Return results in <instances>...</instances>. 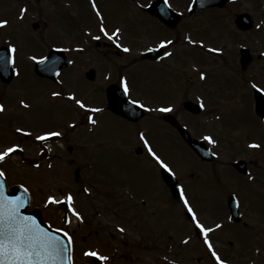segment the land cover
Listing matches in <instances>:
<instances>
[{"label":"rangeland","instance_id":"obj_1","mask_svg":"<svg viewBox=\"0 0 264 264\" xmlns=\"http://www.w3.org/2000/svg\"><path fill=\"white\" fill-rule=\"evenodd\" d=\"M36 2L0 0V20L11 18L6 26L0 28V44L10 40L8 35L17 41L16 63L28 81L35 76H29V63L24 60L28 57L25 52L31 53L33 57L35 53L48 52L50 47L44 40L40 49L33 39L37 29L32 31L31 25L38 21L46 23L51 29L54 22L52 16L55 10L51 0H44L40 4ZM22 8L27 11L22 13ZM243 11L251 13L255 20V27L244 32L234 23L236 14ZM13 17L15 18L12 19ZM12 20L16 23L10 24ZM259 24L261 27L257 28ZM194 34L203 44L199 43V53H189L188 66L185 67L188 70L187 76H184L185 87L189 92H202L209 98L205 100L204 113L199 117L187 118L190 130L203 138L211 135L217 143L209 141V144L215 152H221V158L225 160L237 154V157L240 156V152H257L252 150L261 147H251L253 141L255 144L256 141L260 142L264 152V124H260L253 116L249 99V85L260 83L264 88V0H232L223 9L200 13L199 23L193 28L192 35ZM72 43L84 44L82 39ZM188 46L189 50L190 45ZM242 46H248L253 57L246 70H242L240 64L239 51ZM212 49L221 51L214 52ZM191 64H196L199 68V75L191 71L194 68ZM77 69L80 70L81 66L78 65ZM202 72L206 74L203 79L200 76ZM152 78L153 87L155 81L163 88L168 86L169 82L165 78ZM250 78L248 85L247 80ZM31 83L26 87L40 89ZM1 91L0 87V94ZM8 91L4 89L0 98L5 105V110L0 112V130L7 138L0 131V151L13 144L19 145V151L0 161V169L4 171L10 184L20 183L30 190L33 207L41 208L44 219L51 226L64 228L72 237L74 264H218L205 243L204 233L196 234L193 225L195 220H190L185 215V204L170 197L163 200L165 191L154 164L134 152H126L124 144L126 140L135 137L137 128L134 129L133 125L124 128L121 123V128L117 129L107 120L98 129L100 138L105 142H94L100 147L104 144L103 151L117 144V152H103L89 138L88 143L93 145L89 152H57L54 155L55 163L48 156L41 162L42 158L36 150L39 147L31 142L20 141L13 130L27 125L39 126L40 130L52 129L55 127L54 115L43 111L45 108L42 107V101L34 98L32 100L36 101L35 106L30 104L31 108L22 113V108L16 102L17 98L20 101L23 96L22 88L9 95ZM251 96L254 100L252 90ZM215 100L218 102L215 104L217 106L212 107ZM26 109L27 107L24 110ZM144 126L150 128L151 134L158 128L157 124L146 122ZM133 129L134 132L127 135ZM35 135L37 136L36 133ZM151 142L159 152L165 154L166 161L186 184L185 191L191 196L187 199L199 214L200 220L211 227L225 218L227 212L224 207L229 210L227 204L225 206L226 200L222 199V186L215 184L214 179L199 180V167L196 166L198 161L192 152L179 141L151 137ZM136 144L135 142L128 147L136 148ZM26 146L30 148L29 151L21 152ZM76 168H80L78 179L75 178ZM233 182L234 180L230 187L235 184ZM107 184L118 188L106 189ZM247 187L248 185L244 197L252 198L250 203H246L244 199L242 201L246 214L252 220V233L238 230L239 226L229 223L227 217L220 223L219 231L214 229L208 233L209 241L217 247L216 252L227 264H264V251H255V248H259L256 236V231L260 228L259 216L262 217L259 220L264 219V190L255 188V185ZM136 190L140 195L135 201L119 197L137 196ZM68 193L75 195L72 206L81 213L82 220L74 215L66 202H62L64 206L47 202L48 196H55L63 201ZM151 195L155 198H150ZM141 196L146 198V204H142ZM120 228L124 231H120ZM89 250L109 259L101 260L97 256L99 260L95 263L92 256L85 255Z\"/></svg>","mask_w":264,"mask_h":264},{"label":"flooded vegetation","instance_id":"obj_2","mask_svg":"<svg viewBox=\"0 0 264 264\" xmlns=\"http://www.w3.org/2000/svg\"><path fill=\"white\" fill-rule=\"evenodd\" d=\"M35 1L40 4L44 0ZM156 2L157 4L153 5ZM51 3L55 10L52 16V20H54L53 27L50 29L46 23L33 22L31 25L32 31L37 29L33 39L40 49H42V44L46 40L50 44L49 50L53 48L58 50L52 64L59 66L61 64L60 60L63 62L70 61V64L68 66L61 65L57 71V77L53 79L39 74L35 69L37 60L32 59L31 53L25 52V56H28L24 60L29 63V76L33 75L35 77L28 81L15 59V65L12 66L13 74L9 77V72L5 69L4 74L6 77L2 78L0 76V87L2 88L0 98L4 93V89L9 90V95L10 92L22 88V98H20V101L19 98L16 99L17 106L22 108V113L31 108L30 104L35 106L36 101L33 102V98L40 99L42 107L45 108L43 111H49L51 115H54L53 123L55 127L49 130H40L41 127L39 126H22V124V127L13 130L14 134L20 138V141L31 142L39 147L36 150L40 152L38 155L42 158L41 162L45 156H48L55 163L54 155L57 152H89L93 145L100 147L94 140L105 142L103 138H100L98 129L107 120L117 129H120L122 124L124 128L133 125L134 129L137 128V133L134 138L126 140L124 144L126 152L131 154L141 152L140 156L147 158L150 163L154 164L163 191H165L163 200L172 198L170 188L161 175L162 167L148 152L140 133H144L152 147L151 137L183 141L178 128L171 122L187 125L189 115L193 117L194 115L185 109V103L189 100L205 103V100L207 101V98H209L208 95L202 92H189L185 87L186 81L184 82V76H187L188 71L185 67L188 66L189 53L199 51V39L195 37V34L192 35L193 28L197 27V22L199 23V11L190 12L189 0H96V6L103 17L101 20L100 15L92 6V0H51ZM15 23V21L10 22V24ZM35 23L37 27H34ZM101 24L109 33H112L117 27L122 31L115 39H109L101 30ZM8 36L11 42L10 40L2 42L0 46L14 44L18 49L17 41L11 35ZM96 37L100 38L96 39ZM189 37L191 40L188 39ZM81 39L84 44L80 45L85 46L72 43V41ZM117 40L119 43H117ZM163 40H171L172 44L159 47L160 42ZM191 41L197 43L193 44ZM188 45H190L189 50ZM124 48L130 49V51H124ZM150 49L152 50L150 51ZM165 52L172 53V55L166 56ZM15 53L12 55L14 58ZM46 55L47 52H43L40 54L35 53L34 56L39 58ZM260 56L258 55L259 58ZM78 65L81 66L80 70L77 69ZM55 70H50V72L53 73ZM191 71L195 75L199 74V69H191ZM152 76H156L158 79L165 78L169 82L167 83L168 86L163 88L155 81L153 87L151 85ZM124 77L127 78L131 88V99H139L146 105L143 108L145 115L140 119L131 120L123 116L118 111L120 106L113 104V95L121 94V81ZM74 79H77V81H73ZM29 82L40 89L27 88L26 85ZM247 82L249 81L247 80ZM249 87L251 88L249 99L254 113L253 116L260 123H264V118L258 116L255 112V99L253 100L251 96V90L254 96L255 87L250 85ZM53 92L60 93V95L53 96ZM192 92L193 95L191 96ZM70 93H74L76 99L83 100L91 108L102 109L101 112L91 113L97 121L96 124H92L86 119L85 109L75 104L70 98ZM211 97H213V94H211ZM21 101L24 103L22 104ZM18 102L20 103L18 104ZM0 103L3 104L2 99H0ZM217 103L215 100L212 107H216L215 104ZM25 104L27 105L26 110H24L26 108ZM169 105L172 106V111H158L159 108L168 107ZM111 107L113 108L111 109ZM145 122L157 124L158 128L151 134L150 128L144 126ZM18 129H24L25 131L20 132L17 131ZM134 129L127 132V135L133 133ZM8 131L6 134L9 133ZM45 132H59L62 135L38 140L37 137ZM1 135L5 138L4 132L1 131ZM89 138L92 139L93 145L91 142L88 143ZM135 142L137 143L136 148L135 146L128 147V145ZM184 144L188 147L185 142ZM117 146L115 144L107 151H103L105 145L101 144L100 148L103 152H117L119 150ZM261 148L252 150L257 152H240V156L237 157L239 155L237 154L227 160L221 158V152H215V158L212 161L198 158L192 152L198 161V165L200 163L199 166L196 165L199 167V180L203 181L204 178L206 180L209 178V181H211V179H214L215 184L222 186V199L224 200L227 199L226 195L232 193L237 197L239 204L243 203V199L247 201L246 203H250L252 197L247 199L244 197L246 196V185L248 187L255 185V188L264 190V152ZM29 149L26 146V149L23 148L20 151L27 152ZM153 150L166 159L165 154H162L163 152H158L154 148ZM17 151H19V148L15 152ZM225 156L229 157V155ZM87 159L88 156L86 161ZM239 159L246 162V173H241L233 167V162ZM75 162L76 160H74ZM191 176L194 177V174H191ZM233 180L235 184L230 187ZM112 186L107 184L106 189L115 187ZM118 193L122 194L119 191ZM136 195L119 197L122 200L135 201L140 195L137 190ZM242 196L243 198H241ZM150 198H155V196L151 195ZM142 200V204H146V198L142 197ZM259 213L262 214V211H259ZM242 216L243 221L235 225L239 226L238 230H245L251 234L252 220L246 212ZM261 218L260 215L259 219ZM259 219L260 228L259 231H256L259 248H255V251L261 252L264 251V219L262 221Z\"/></svg>","mask_w":264,"mask_h":264},{"label":"snow or ice","instance_id":"obj_3","mask_svg":"<svg viewBox=\"0 0 264 264\" xmlns=\"http://www.w3.org/2000/svg\"><path fill=\"white\" fill-rule=\"evenodd\" d=\"M92 6L96 10L97 14L100 15L101 20L102 15L99 12V8L96 6V0H92ZM27 9H22V13L26 12ZM9 22L7 20H0V27L6 26ZM101 30L104 35L109 39H115L120 33V28H115L112 33H109L104 25H100ZM257 27H260L257 25ZM100 37H96L99 39ZM191 40V38H188ZM117 43L119 41L117 40ZM195 44L196 41H191ZM203 44V41L199 42ZM171 40H163L160 42L159 47H165L171 45ZM121 47H123L121 45ZM152 49H150L151 51ZM17 51L16 45H10V52L14 54ZM124 51H130L128 48H124ZM212 51H221V49H212ZM166 56H171L172 53L165 52ZM33 60H39L41 63L47 60V57H32ZM8 65H15L14 56L10 57L8 53H0V69H6ZM201 78H205V73H200ZM53 96H59L60 93L53 92ZM70 98L78 105L80 108L85 109L86 119H88L92 124H96L95 118L91 113L101 112V108H91L81 99H76L74 93H70ZM23 104L24 102L21 101ZM129 104L130 106L139 105L141 108L146 107V105L139 99H131V88L126 77L122 78L121 81V94L113 95V104L120 106L123 104ZM27 107V105L25 104ZM5 110V105L0 103V112ZM161 112L172 111V106L161 107L158 109ZM17 131L24 132V129H18ZM62 133L59 132H45L38 136V140H44L50 136H60ZM141 138L145 146H147L150 155L158 162V164L169 173H172V168L160 155L153 150L151 144H149L144 133H140ZM204 139L210 141L211 143H217L211 135L204 137ZM251 147H260V145L253 143ZM19 148V145L13 144L6 147L3 151H0V161H4L10 154L14 153ZM5 173L0 169V176H4ZM90 191V189H86ZM181 195L184 196V190L181 188ZM74 197L71 193H68L63 201L57 199L55 196H48L47 202L59 204L66 202L68 208L74 213L78 219H83L81 213L76 211L72 206ZM183 203L187 207V210L192 214L196 225L203 230L204 240L207 247L211 249V254L218 261V264H227V262L221 259L220 255L213 248L212 243L208 239V233L212 231L211 228H205V226L200 223L199 219H196V212L193 210L191 204L189 203L186 196H184ZM26 204V198L24 196H9L7 194L6 185L4 182L0 181V264H74L72 259V237L65 231L64 228H59L56 231H50L45 227L40 220L37 219L35 215L25 214L21 211V208ZM66 220L70 223L71 221ZM220 225H217L219 227ZM120 231H124L120 228ZM57 233H62L63 235H57ZM85 255L89 256H99L101 260H108L107 256H101L98 252L89 250Z\"/></svg>","mask_w":264,"mask_h":264},{"label":"water","instance_id":"obj_4","mask_svg":"<svg viewBox=\"0 0 264 264\" xmlns=\"http://www.w3.org/2000/svg\"><path fill=\"white\" fill-rule=\"evenodd\" d=\"M228 0H195L194 3V9L199 8V11L203 10L204 8L208 6H223L226 4ZM237 25L242 28V29H248L252 26V20L249 14L247 13H242L237 16L236 19ZM0 53H9L5 51V47L0 48ZM54 51H51V53L48 55L47 60L44 61L43 63L39 62L36 65V71L41 74V75H47V76H55L56 73H49V71H45L48 65L46 66L45 63L53 62L54 59ZM241 62L243 64V67L247 64L249 61V51L247 49H243L241 53ZM44 64V65H43ZM61 65H64L63 63ZM60 65V67H61ZM0 75L1 77H5L4 74V69H0ZM11 76V70H9V77ZM187 108L190 109L191 111L198 113L200 109L192 104L188 103ZM122 113L126 115L127 117L131 119H137L138 117L142 116L143 113L139 111V113H128L126 109H123ZM257 111L259 114L264 115V97H261L260 95H257ZM182 136L186 139V141L191 145V147L197 152V154L201 155L203 158L209 157L208 153L209 150L207 149L205 143L202 141L195 139L189 135V133L184 129H182ZM244 163H238L237 166L239 167L240 165H243ZM163 177L165 181L170 185L171 191L173 193V196L178 197L179 196V183L176 179V177L172 173H164ZM0 181L4 182L6 185V190L7 194L9 196H24L26 198V204L24 207L21 208V211L25 212V214H30V215H35L40 222L47 227L50 231H56V229L50 227L48 223H46L43 219L42 211L39 207H35L33 211H30L29 209L32 206V198L29 193V191L22 185L20 184H15L9 187L7 180L5 176H0ZM231 206L232 212H237V204L234 202H229ZM57 235H63L62 233H57Z\"/></svg>","mask_w":264,"mask_h":264}]
</instances>
